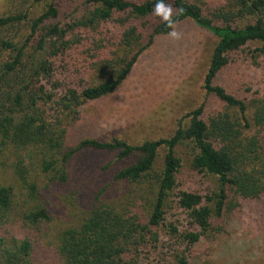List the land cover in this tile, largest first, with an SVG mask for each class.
Wrapping results in <instances>:
<instances>
[{
	"label": "rangeland",
	"instance_id": "374dc122",
	"mask_svg": "<svg viewBox=\"0 0 264 264\" xmlns=\"http://www.w3.org/2000/svg\"><path fill=\"white\" fill-rule=\"evenodd\" d=\"M127 1L140 3L146 0ZM188 1L200 6L214 25H225L226 20L219 13L228 10L230 0ZM47 6L48 3L32 0H0V17L16 13L27 15V22L10 32L14 42L21 44L26 39L30 34L29 20L40 16ZM55 6L58 17L46 26L57 24L66 28L74 23L77 27L71 28L69 49L50 61L61 85L78 92L113 75L114 62L126 55L125 35L128 36L131 29L141 34L143 46L148 42L150 28L163 20L155 13L143 20L133 19L127 13L116 14L97 26L84 28L82 18L97 5L84 0H59ZM257 17L264 21V9L259 16L235 18L229 24L233 28H242L254 23ZM175 31L181 33V38L158 37L143 51L113 94L81 105L79 119L69 126L64 147L47 153L50 155L45 158L47 162L57 161L51 170L42 171L44 160L39 152L10 147L0 154V187H10L13 194V203L3 219L5 225L0 236L28 240L35 264H62L56 251L57 236L80 224L96 207L126 213L140 222L145 221L151 210V185H129L114 179L119 170L135 163L137 156L119 162L115 153L85 150L61 163L63 156L79 142L119 139L137 146L143 141L169 138L176 130L177 122L201 104L205 106L202 115L205 123L219 115L227 116L230 122H240L236 109L206 95L203 90L204 75L217 39L190 21L180 24ZM134 37L129 36L127 40L133 43ZM35 42L26 53L31 64L49 59V51H35ZM262 49L264 43L255 41L231 52L228 64L217 76L215 84L246 105L249 128L242 129L240 147L235 148L236 151L242 152L247 160L248 157L252 159L255 152L264 162ZM7 56L8 53L2 54L0 61L6 60ZM49 88L48 92L52 93V84ZM60 97L61 89L45 106L49 120H62L66 115V110L57 105ZM66 122H70V118H66ZM182 124L187 126L188 119H183ZM250 142L255 143L254 148L249 147ZM215 146L220 147L219 143ZM194 147L192 142L186 141L176 148L180 167L175 187L166 202L163 223L151 230L135 256H127V260L132 264H170L183 257L186 264H264V194L255 199H240L232 189L234 195L229 192L223 216L219 219L212 215L206 232H202L189 212L179 206L181 195L186 193L200 196L201 206L213 207L205 199L217 191L218 181L215 176L199 173L192 167ZM163 157L164 151L160 150L149 177L150 184L161 173ZM18 166L25 171L23 180L14 175ZM250 167L244 172H251ZM30 186L35 188L32 194ZM37 210H45L49 220L37 225L26 224L24 215ZM189 235L197 236V242L190 243Z\"/></svg>",
	"mask_w": 264,
	"mask_h": 264
},
{
	"label": "trees",
	"instance_id": "16d2710c",
	"mask_svg": "<svg viewBox=\"0 0 264 264\" xmlns=\"http://www.w3.org/2000/svg\"><path fill=\"white\" fill-rule=\"evenodd\" d=\"M36 3H48L40 16L30 22V34L21 44L12 39L10 32L27 20L26 14L16 13L0 17V57L8 53L6 60L0 61V154L12 147L16 150L39 152L43 158L42 171L51 170L57 161L47 160V153L64 147L69 126L78 121L79 108L87 101L99 100L113 94L125 81L143 51L149 48L158 37L167 36L180 24L190 21L217 39L213 48L209 66L203 79V90L229 108L236 109L240 116L239 123L230 122L225 115L202 120L204 104L187 113V126L179 120L176 130L169 138L156 141H143L137 146L119 139L109 142L83 140L67 152L61 159L66 163L77 152L90 150L115 153L119 162H126L137 156L135 163L119 170L114 179L129 185H151L149 215L144 222L126 215L96 207L75 227L63 230L57 236V255L62 264H132L127 256L134 257L138 247L145 243V237L152 229L158 228L164 220L166 202L175 187V179L180 167L176 157V148L186 141L194 144L195 155L192 167L199 173L205 172L217 178V191L205 202L212 204V209L201 206L202 198L193 194H182L179 206L189 212V216L202 232L208 231L210 218H221L228 200L229 192L235 191L240 199H255L264 194V162L254 152L249 160L242 152L236 151L241 141L242 129L249 128L246 105L240 99L226 92L215 84L217 76L226 68L228 55L249 42L264 43V21L257 17L254 23L242 28H233L229 23L235 18L259 16L264 9V0H230L228 10L219 13L226 20L224 26H216L206 17L200 6L188 0H163L173 9L174 27H168L164 20L150 28L148 42L142 46V38L136 29H131L126 37L125 57L114 62V73L94 86L79 92L61 85L52 68L51 59L63 55L71 45V24L62 28L57 24L45 25L58 17L55 2L59 0H32ZM97 5L84 18V28H92L100 22L113 18L116 14H129L133 19L143 20L153 15L157 0L132 3L127 0H84ZM231 9V10H230ZM177 12L180 14L177 15ZM27 22V21H26ZM25 22V23H26ZM130 43L127 37L133 36ZM39 36V37H37ZM37 41L35 42V38ZM35 42V51H49V59L31 64L27 49ZM264 52V49H262ZM52 84L53 92H48ZM62 90L58 106L66 110L62 120H49L45 106L54 100L56 92ZM64 113V111H62ZM70 118V122H66ZM257 118V117H256ZM261 120L259 119L258 124ZM263 123V121H262ZM242 124V125H241ZM219 143L220 147H216ZM222 143V144H220ZM249 147L255 143L250 142ZM223 145V146H222ZM164 151L161 173L150 184L158 152ZM261 162L257 164L256 162ZM242 165H244L242 167ZM250 167L251 172L246 171ZM242 167V168H241ZM18 166L14 175L23 180L25 171ZM242 169V170H241ZM259 169V170H256ZM61 179H63L61 177ZM233 189V190H232ZM31 194L35 192L30 186ZM13 194L10 187H0V230L5 225L4 217L12 206ZM29 225L48 221L45 210H37L24 215ZM174 231V230H173ZM1 232V231H0ZM190 243H196L198 237L189 235ZM132 259V258H131ZM0 264H35L31 245L28 240H16L0 236ZM170 264H186L183 257Z\"/></svg>",
	"mask_w": 264,
	"mask_h": 264
},
{
	"label": "clouds",
	"instance_id": "9594fccd",
	"mask_svg": "<svg viewBox=\"0 0 264 264\" xmlns=\"http://www.w3.org/2000/svg\"><path fill=\"white\" fill-rule=\"evenodd\" d=\"M155 15L160 16L164 21L167 22L168 27H174L176 21L173 19V9L170 5H166L163 0H157L154 9ZM180 13L177 12V15ZM168 35L175 39L179 40L181 38V33L173 30L168 33Z\"/></svg>",
	"mask_w": 264,
	"mask_h": 264
}]
</instances>
